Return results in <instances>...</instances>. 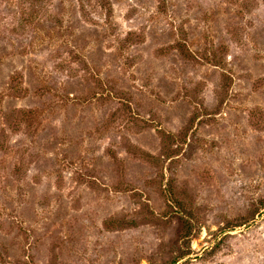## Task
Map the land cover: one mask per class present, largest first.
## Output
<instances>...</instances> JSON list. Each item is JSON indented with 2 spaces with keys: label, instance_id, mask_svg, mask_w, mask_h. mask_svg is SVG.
<instances>
[{
  "label": "rangeland",
  "instance_id": "374dc122",
  "mask_svg": "<svg viewBox=\"0 0 264 264\" xmlns=\"http://www.w3.org/2000/svg\"><path fill=\"white\" fill-rule=\"evenodd\" d=\"M0 264H264V0H0Z\"/></svg>",
  "mask_w": 264,
  "mask_h": 264
}]
</instances>
